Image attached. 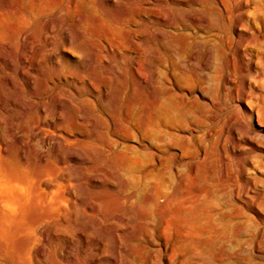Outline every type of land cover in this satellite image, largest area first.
I'll return each mask as SVG.
<instances>
[{"label": "rangeland", "instance_id": "1", "mask_svg": "<svg viewBox=\"0 0 264 264\" xmlns=\"http://www.w3.org/2000/svg\"><path fill=\"white\" fill-rule=\"evenodd\" d=\"M68 3L69 0H0V219L21 214L9 208L6 200L12 195L7 170L12 167L24 169L20 166V145L9 138L8 131H19L20 118H26L29 124L35 118L42 119L37 107L43 99L40 101L31 96L40 92L49 74L48 59L38 62L35 53L26 54L24 58L23 47L27 40L23 36H30L43 47L48 35L47 48L54 52V62L73 73L99 71L108 75L107 87L100 92L94 91L86 108L90 115L96 116L104 131L112 129L113 120L126 127L124 133L114 137L118 150L137 156L145 166L157 163L156 167L173 179L171 191L178 200L187 198L208 204L213 209L208 217L198 211L172 222V237L181 238L183 244L189 246L176 264H264V132L255 120L250 121L237 91L234 94L229 89L224 90L214 79L222 69L223 59L218 58L221 62L214 59L209 65H203V54L189 59L179 51L174 60L176 63H172L171 57L164 53L171 61L169 78L158 82L159 104L149 110V91L144 85L148 57L143 59L141 54L156 47L163 51L156 39L160 33L156 28L166 31V27L154 19L145 18L139 19V24L134 26L126 13L140 9L138 0H78L73 7ZM9 8L18 12H28L30 8H40V11L23 21L20 17L9 18ZM133 30L138 34L133 36L136 46L131 51L117 43V46L110 45L105 39L114 31L123 35L126 31L131 34ZM132 60L134 71L128 65ZM48 92L51 98L44 106L51 113L54 102L65 100L52 90ZM70 113L66 109L64 118H69ZM142 122V126L149 130L148 137L140 133ZM39 127L37 132L43 137L58 138V133L47 127V121L41 122ZM94 129L95 126L89 123L85 126V133L77 138L90 140ZM27 141L24 139L30 147L32 141ZM62 147L70 151L80 148ZM44 149L46 157L56 164L52 149L49 146ZM24 152L33 164L30 163V169L25 167L24 173L30 176L44 169L32 151ZM71 170H76L74 165ZM5 234H0V245L8 249V256L11 239L8 233ZM122 240H125L124 235ZM11 254L8 260L15 264L16 258L13 252ZM163 263L170 264L166 259Z\"/></svg>", "mask_w": 264, "mask_h": 264}, {"label": "bare ground", "instance_id": "2", "mask_svg": "<svg viewBox=\"0 0 264 264\" xmlns=\"http://www.w3.org/2000/svg\"><path fill=\"white\" fill-rule=\"evenodd\" d=\"M76 1L69 0V6L73 7ZM138 1L140 9L126 13L134 26L139 24V19L145 18L154 19L157 24L166 27V31L156 28L160 32L156 39L163 51L156 47L141 54L143 59L148 57L147 81L144 83L150 97L148 109L159 104L156 88L160 79L169 78L171 61L165 58L164 53L171 57L172 63L179 51L189 59L203 54V65H209L214 59H223V67L214 79L224 90L229 89L234 94L237 91L250 121L255 120L264 132V0ZM42 7L44 13L45 5ZM11 10L7 11L9 18L20 17L28 21L32 15L39 13L40 8H30L28 12ZM128 31L123 35L114 31L105 39L110 45L117 43L131 51L136 46L133 36L138 33L133 30L131 34H126ZM23 38L27 40L23 47L24 58L26 54L35 53L38 62L48 59L49 74L40 92L31 96L40 101L43 99L37 107L42 119L29 120V124L26 118H20L19 131H8V135L22 150L20 166L30 169L32 162L24 152L30 150L44 169L30 176L24 173L22 167L7 170L8 186L12 191L6 199L7 206L21 213L9 219H0V234L8 233L11 239L12 251L8 256L13 252L15 264H162L164 259L176 264L189 246L183 244L181 238L172 237V222L198 211L208 217L213 209L208 204H199L187 198L178 200L171 191L173 179L166 177L160 167H156L157 163L145 166L137 156L118 150L114 137L124 133V125L113 120L112 129L104 131L96 116L89 114L86 104L91 102L90 96L94 91L100 92L107 87V74L99 71L73 73L59 62H54V52L47 48L48 35L43 47L26 34ZM68 41L71 43L70 39ZM128 65L134 71L133 60ZM50 90L65 101L54 102L51 113H48L44 103L51 98L48 94ZM66 109L72 112L67 119L64 118ZM45 121L47 127L58 133V138H53V135L50 136L52 138H45L37 132L41 122ZM89 123L95 126L90 140H79L77 135L82 136ZM142 125L143 122L140 133L148 137L149 130ZM24 139H30L32 145L27 146ZM66 145L80 148L70 151L62 147ZM47 146L52 149L56 164H52L47 153L43 152L42 149ZM72 165L76 170H71ZM26 233L28 236H25ZM123 235L125 240H122ZM1 245L0 264H13L8 260V249Z\"/></svg>", "mask_w": 264, "mask_h": 264}]
</instances>
